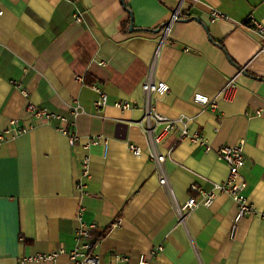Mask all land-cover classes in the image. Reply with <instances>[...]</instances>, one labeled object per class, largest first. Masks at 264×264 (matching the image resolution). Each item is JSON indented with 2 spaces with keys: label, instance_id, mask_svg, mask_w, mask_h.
<instances>
[{
  "label": "crops",
  "instance_id": "obj_1",
  "mask_svg": "<svg viewBox=\"0 0 264 264\" xmlns=\"http://www.w3.org/2000/svg\"><path fill=\"white\" fill-rule=\"evenodd\" d=\"M178 4L0 0V132L11 119L33 125L0 140V264H71L66 254L54 261L20 259L71 250L80 206L83 220L96 224L90 239L101 264H139L141 254H147L148 264H264V220L243 216L232 235L236 205L228 194L217 192L209 207L196 206L184 224L176 212V205L197 196L192 183L210 189L226 178L228 166L215 151L240 139L244 194L264 209V114H255L264 107V34L251 29V19L264 25V0H185L188 15L173 20L163 37ZM76 9L80 22L72 16ZM212 9L228 20L211 22ZM151 67L154 78L170 87L152 95L155 110L169 118L193 116L189 131L203 134L212 147L205 153L189 140L179 141L180 125L165 136L157 149L165 154L172 196L159 184L147 136L136 124L144 111L141 82ZM242 67L232 103L220 102L212 112L193 101L195 92L215 95ZM12 81L20 82L36 105L73 121L75 144L31 117ZM94 86L107 95L101 110L94 108ZM75 101L84 112L74 117L68 105ZM118 101H129L131 108H116ZM95 136L100 138L91 144ZM129 143L142 148L140 156ZM85 156L88 194L81 196L75 182ZM116 218L121 223L114 228ZM158 245L162 252L150 257Z\"/></svg>",
  "mask_w": 264,
  "mask_h": 264
},
{
  "label": "built area",
  "instance_id": "obj_2",
  "mask_svg": "<svg viewBox=\"0 0 264 264\" xmlns=\"http://www.w3.org/2000/svg\"><path fill=\"white\" fill-rule=\"evenodd\" d=\"M185 0H179L178 6L173 11L170 20L163 28V37L168 33L170 23L179 18L180 16L188 15V9L182 7ZM1 14V10H0ZM73 19L75 22L82 20L79 10L73 12ZM216 20H228V16L216 9H212L210 12V21ZM253 32L257 35L264 34V25L251 19ZM260 51L264 52V46L260 48ZM99 65L103 66L104 61H99ZM245 70V67L240 68L235 75L226 79L224 84L213 96H208L201 92H195L193 94V101L201 107V109H208L212 112H217L220 102L232 103L236 90H237V77ZM76 79L81 81V76L76 75ZM14 87L27 99L26 111L28 114L38 120L39 122L52 126L56 131L65 135L70 145L75 144L77 140V134L73 129L74 122L66 117L49 110L46 107H40L33 103L30 99L29 91L22 87L18 81H12ZM93 89L98 93L97 99L94 101V108L101 110L107 104V95L100 88L94 86ZM141 89L144 95V111L141 118L136 124L142 129L148 139L149 155L155 163L156 171L158 173V181L167 192L172 196V189L169 185L163 162L165 154L158 151L157 146L162 140L170 133V131L177 125H180L179 141L189 140L194 144L200 146L203 152H209L212 147L208 140L198 131L190 132L188 123L194 118L184 113L179 114L176 118H169L157 112L152 105L151 98L153 94L163 95L169 92V85L163 80H156L153 74V68L151 67L141 82ZM116 108L121 110L131 108L129 101H118L114 104ZM70 114L74 117L84 112L83 107L78 102H73L68 105ZM255 114L260 116L264 114V107L255 110ZM33 128V125H25L20 123L18 119H11L9 124L4 127L0 132V140L6 138H16L21 134L28 132ZM99 136H95L91 139V144L97 143ZM104 145H107L105 140ZM128 149L135 156H140L142 148L135 144L129 143ZM216 159L218 161L225 162L228 166V173L226 178L222 182L212 183L210 189H202L196 183L190 185V189L197 193V196H191L182 205H176V212L178 214V222L180 224L185 223L186 215L193 210L199 204L209 207L217 192H224L233 200L236 205V214L234 216V223L232 225V235L237 229V223L240 218L246 215L258 216L264 220V209H258L253 206L244 194L246 183L242 177L240 170L245 165L244 156V140L240 139L237 144L223 145L216 149ZM81 171L78 179L75 182V188L81 196L88 194L86 190L85 180L89 177V164L90 160L88 156H85L80 161ZM84 208L79 207L77 211L78 225L74 231V247L66 251L64 248H59L56 251L44 254H35L22 256L21 262L29 261H54L58 255L66 254L71 264H101L100 256L94 253L93 248L96 244L95 241L90 239L91 233L96 231V224L94 222H85L82 218ZM121 218L111 224L112 227L120 226ZM163 250L162 245H158L149 251L150 257H156ZM116 259L127 261V257L116 255ZM139 264H148L147 254H141L138 260Z\"/></svg>",
  "mask_w": 264,
  "mask_h": 264
},
{
  "label": "water",
  "instance_id": "obj_3",
  "mask_svg": "<svg viewBox=\"0 0 264 264\" xmlns=\"http://www.w3.org/2000/svg\"><path fill=\"white\" fill-rule=\"evenodd\" d=\"M132 20V19H131ZM130 28H132L133 29V27H132V21H131V25H130Z\"/></svg>",
  "mask_w": 264,
  "mask_h": 264
}]
</instances>
